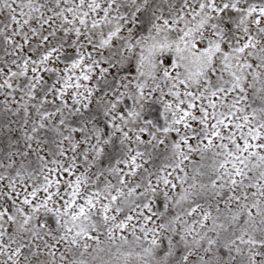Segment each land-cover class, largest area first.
I'll list each match as a JSON object with an SVG mask.
<instances>
[{
  "label": "snow or ice",
  "instance_id": "1",
  "mask_svg": "<svg viewBox=\"0 0 264 264\" xmlns=\"http://www.w3.org/2000/svg\"><path fill=\"white\" fill-rule=\"evenodd\" d=\"M0 264H264V0H0Z\"/></svg>",
  "mask_w": 264,
  "mask_h": 264
}]
</instances>
